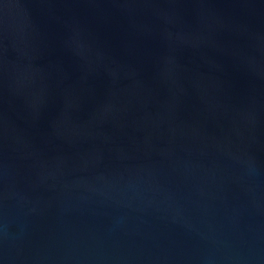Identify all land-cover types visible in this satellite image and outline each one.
<instances>
[{"label":"water","instance_id":"95a60500","mask_svg":"<svg viewBox=\"0 0 264 264\" xmlns=\"http://www.w3.org/2000/svg\"><path fill=\"white\" fill-rule=\"evenodd\" d=\"M0 264H264V0H0Z\"/></svg>","mask_w":264,"mask_h":264}]
</instances>
